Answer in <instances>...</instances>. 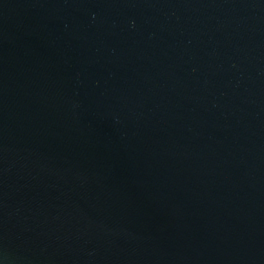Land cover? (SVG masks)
Segmentation results:
<instances>
[{"label": "water", "instance_id": "1", "mask_svg": "<svg viewBox=\"0 0 264 264\" xmlns=\"http://www.w3.org/2000/svg\"><path fill=\"white\" fill-rule=\"evenodd\" d=\"M0 264H264V0H0Z\"/></svg>", "mask_w": 264, "mask_h": 264}]
</instances>
